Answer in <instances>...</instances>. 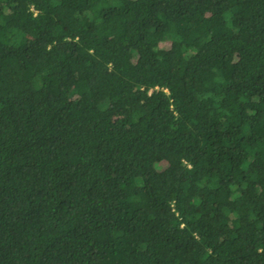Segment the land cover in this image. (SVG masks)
Wrapping results in <instances>:
<instances>
[{
    "label": "trees",
    "instance_id": "obj_1",
    "mask_svg": "<svg viewBox=\"0 0 264 264\" xmlns=\"http://www.w3.org/2000/svg\"><path fill=\"white\" fill-rule=\"evenodd\" d=\"M0 264H264V0H0Z\"/></svg>",
    "mask_w": 264,
    "mask_h": 264
}]
</instances>
